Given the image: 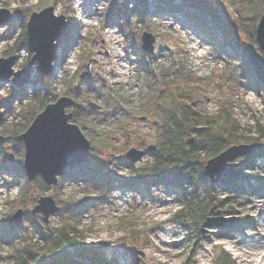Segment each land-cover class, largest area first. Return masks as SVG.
I'll list each match as a JSON object with an SVG mask.
<instances>
[{
	"label": "rangeland",
	"instance_id": "rangeland-1",
	"mask_svg": "<svg viewBox=\"0 0 264 264\" xmlns=\"http://www.w3.org/2000/svg\"><path fill=\"white\" fill-rule=\"evenodd\" d=\"M110 2L0 0V7L12 11L11 17L0 24V56L14 54V70L25 66L32 54L19 40L31 11L53 5L56 14L65 15L67 28L58 37L52 72L45 78L46 99L51 102L61 95L71 96L73 103L66 107V112L73 111L75 102L85 105L81 111L83 127L70 118L90 142L89 159L80 165L103 171L112 183L107 199L96 200L91 186L73 178V169L80 166L77 165L60 175L56 184H47L42 179L43 188L37 179L39 175L28 179L25 174L24 146L21 160L17 161L22 169L9 170L17 156L9 136L15 134L17 138L23 127L43 109L36 111L30 107L43 96L44 87L40 83L36 87L44 74L34 62L29 82L24 85L16 86L10 78L0 80V151L10 157L0 161V264H8L23 241L42 248L43 235L62 225L82 241L84 254L89 256L82 260L83 264H219L221 258L227 264H258L257 260L264 264V255L258 252L248 257V245L238 243L244 234L249 244L251 239L264 235V222L251 208L252 202L264 204V151L260 150L263 153L259 154L256 150L228 161L225 167L239 169L240 173L231 177L223 175L217 182L211 183L204 171L208 182L193 189L184 187L186 192L191 191L187 199L176 180L166 179L161 184L150 181L148 185L132 183L131 186L121 183L133 170L128 168V163L134 168L150 165L161 141L159 119L145 104L152 99L162 66L171 73L181 64L185 73L180 69L176 74L183 78L190 75L189 81L199 84L187 98L190 109L200 113L199 119L214 118L227 111L235 138L244 143H254L257 138L264 143V90L260 94L243 84L233 87L215 83L229 60L226 52L232 50L225 42L218 49L214 39L235 44L225 31L227 27L242 44L240 49L232 51L238 58L237 63L249 60L251 50L259 51L264 58V50L258 47L255 38L256 19L260 16L251 13L245 0H204L215 8V14L206 13L207 24L217 22V29L204 31L183 13L170 11L166 3L158 0H150L151 8L143 16L132 14L126 19L117 13L104 21ZM174 2L178 4L180 0ZM134 3L136 0H126V3L115 0L120 9L132 8ZM253 22L256 23L255 42L251 43L248 34L240 32L237 24L252 28ZM143 30L154 35L152 53L142 49ZM169 77L176 79L175 83L185 82L171 74ZM94 78L99 83L91 89L96 95L86 94L85 82ZM182 86L186 87L180 84L177 88ZM15 90H21L20 94L14 95ZM76 90L79 92L75 95ZM91 98L95 103L89 108L87 103ZM189 137L193 138L191 143L187 142ZM196 140L199 141L190 134L185 143L189 145ZM147 145L155 147L148 151ZM131 146L146 151L135 162L126 156ZM22 173L24 177H19ZM47 194L52 195L58 209L44 221L41 212L31 210L38 197ZM186 200L191 205L189 209L182 207ZM236 206L237 211L233 210ZM18 208L24 214L19 227L12 230L7 221ZM179 210L182 213L175 216ZM208 218H212L211 226L203 224Z\"/></svg>",
	"mask_w": 264,
	"mask_h": 264
},
{
	"label": "trees",
	"instance_id": "trees-1",
	"mask_svg": "<svg viewBox=\"0 0 264 264\" xmlns=\"http://www.w3.org/2000/svg\"><path fill=\"white\" fill-rule=\"evenodd\" d=\"M110 1L111 2L107 10L104 12V21H109V19H111L112 16L114 17L117 15V13L124 15L126 19H128V17L132 14H138L140 17L145 15L148 12V9L151 8L150 0H136V3H134L132 8L125 9L118 8L115 4V0ZM124 1L126 3V0ZM158 1L166 3L168 9L172 12L179 11L183 13L187 19L192 20L195 25L199 26L204 31L207 29L211 31L217 29L216 20L215 23L211 22L209 25L206 22V13L208 14L210 11L214 13L215 8L213 9V7L205 3L204 0H180V3L178 4L175 3L174 0ZM245 1L246 4L250 5V11L254 16H260V14L264 12V0ZM156 7L159 8V5L156 4ZM255 24V22L251 24V26H253L252 28H246L237 24V26H239L237 28H239L240 32L245 31V33L248 34L249 41L251 43L255 42ZM220 26L221 29H223L222 25ZM225 31L235 44L229 43L226 39L219 41L214 39V44L217 48H223V42H225L229 45L228 47L232 51L240 49L239 45L242 44L239 42V37L233 34L228 27ZM19 40L22 45H27L26 35L23 29L19 34ZM232 51L226 52L229 60H231H226V62H228L223 67L221 74L218 75V80H216L215 83L218 85L219 82H222L223 84L226 83L227 86L233 87L243 84L256 92L263 94L262 91L264 90V81L256 77L249 60L245 59L242 60V62L237 63L236 59L238 58H236ZM175 65L176 64H170L169 66ZM176 66L177 67L172 70L171 73L167 70L168 68L166 69L164 66L160 67L161 69L159 73L161 76L157 78V85H155V89L150 97L152 99L149 104H145L147 105L145 108L155 113L159 119L161 141L158 145L155 157L150 165L146 164L134 168L132 167V164L128 163V165H130L128 168L133 170L129 174V177H127L125 181H121V183L131 186L132 183H145L148 185V183H151L150 181H156L154 183L161 184L166 179L170 181L176 180L181 185L182 196L187 199L189 198L187 195H191V191L186 192L184 187L193 189L199 184H203V182H208V178L204 173V164L206 160L218 154L231 144L237 142L241 143L242 140L233 136V122L229 120L231 119V116H228L230 118L226 117V115L229 114L227 111L219 113L214 118H198V116H201L200 113L190 109L187 98L190 94H192V89H198L199 84H194L195 82L191 83V81H189L192 80L190 75L185 76L187 80L183 78L184 76L177 75L179 74L178 71L180 69L183 70L181 68L183 66L181 64H177ZM169 74L176 76L177 79L185 80V82L175 83L177 80L170 78ZM46 77L47 75H43L41 78L43 81L37 82L36 88L39 87L40 83L41 87H44L43 92L45 94L43 93L41 98H37L34 104H31L30 108L32 110L39 111L46 103H48L46 99ZM98 84L99 83L96 78L85 82L84 87L86 94L92 95L94 92H92L91 89H95ZM180 84H185L186 87L182 86L177 88ZM81 89L82 87L79 89L80 92L82 91ZM79 91L76 90L75 95ZM20 92L21 90H15L14 95H19ZM93 95H96V93ZM93 103H95L94 99L91 98V101L87 103L90 104L89 108L90 106L93 107ZM37 105L39 106L35 109ZM84 108L85 105L83 106L76 102L73 104L72 120L79 123L81 127L84 126L81 113ZM36 111L34 112L36 113ZM198 123L203 125L196 127L195 124ZM23 128L25 129V127ZM190 134L195 135L199 141L196 140L192 144L187 145L185 140ZM9 137H11L13 144L12 150L16 152L17 156L16 162L10 164L11 166L8 169L12 171H19L22 168L18 166L17 161L21 160L23 144L16 138L15 134H12V136ZM200 141L201 143H199ZM253 142L264 144L259 142L257 138H255ZM257 153L261 154L263 152L258 150ZM5 159H10L9 155L4 151H0V161L3 162ZM84 165L85 164L77 166L73 169V178L76 180L79 179L86 185L91 186L96 192V200L101 202L105 201L112 188L111 179H109L103 171L92 169L87 164V166ZM20 176L24 177L23 173L20 174L19 177ZM37 179L41 182L40 185L44 188L42 178L38 176ZM24 181H26L25 178ZM190 206L191 205L188 203V200L182 203V207L189 209ZM180 211L181 210L175 212L174 215L176 216L177 214H181L182 212L179 213ZM43 236L44 241L42 248L37 247L38 245H31V242L29 241H23L24 243L22 244V247L19 246L16 248L17 251L13 255V259L9 261L8 264H83L82 260L89 258V256L84 254L85 249H83L84 245L82 244V241L78 240V236H76V234L75 236H72L63 225L54 228L52 232H47V234ZM221 259L220 262H218L219 264H227L224 258Z\"/></svg>",
	"mask_w": 264,
	"mask_h": 264
},
{
	"label": "water",
	"instance_id": "water-1",
	"mask_svg": "<svg viewBox=\"0 0 264 264\" xmlns=\"http://www.w3.org/2000/svg\"><path fill=\"white\" fill-rule=\"evenodd\" d=\"M12 15L11 9L0 7V24L8 20ZM65 15L56 14L53 5H47L39 10H33L26 21V43L27 48L32 51L28 63L14 70L12 64L15 55L7 57L0 56V80L10 78L16 86L29 82L31 67L37 63L42 74L48 75L52 72V63L57 50L58 37L67 28ZM255 38L258 47L264 50V12L261 13L255 28ZM141 46L145 52L152 53L154 50V35L143 30L141 33ZM250 63L259 79L264 81V58L257 50L248 52ZM78 87V86H76ZM73 103L69 95H61L54 101L44 105L28 124V126L17 135L23 142V168L28 179H33L36 175L42 177L47 184H56L58 177L89 159L90 142L83 135L80 127L70 121L72 113L66 112V107ZM1 117V113H0ZM192 137L187 139L191 143ZM154 145H147L146 149L151 151ZM256 150L264 151V144L259 143H238L231 144L217 155L207 159L204 171L210 178V182L221 180V176L231 177L240 170L226 168L228 161L235 159L239 155H244ZM145 150L129 147L126 156L135 162L145 154ZM237 165L236 163H231ZM58 209L52 195H40L33 206L31 212H41L44 221L48 220L50 214ZM24 210L16 209L7 221V226L15 230L19 227ZM208 218L204 225H212ZM220 219L232 220L233 218L222 217ZM237 219V218H236Z\"/></svg>",
	"mask_w": 264,
	"mask_h": 264
},
{
	"label": "bare ground",
	"instance_id": "bare-ground-1",
	"mask_svg": "<svg viewBox=\"0 0 264 264\" xmlns=\"http://www.w3.org/2000/svg\"><path fill=\"white\" fill-rule=\"evenodd\" d=\"M72 113V112H71ZM217 155V154H216ZM209 159V158H208ZM207 161V160H206ZM206 163V162H205ZM204 166H205V164H204ZM209 177V176H208ZM228 185H229V182H228ZM223 186H225L224 184H223ZM230 186H233V184L231 185L230 184ZM35 205V204H34ZM264 204H262V203H255V202H252L251 203V208H252V210H256L257 211V213L260 215V217L262 218V220H263V222H264V219H263V216H264ZM236 208L238 209V207L236 206V207H234L233 208V210H236ZM237 211V210H236ZM211 212H213L212 210H211ZM262 222V223H263ZM263 234H264V232H263ZM249 240L247 239V235L246 234H244L242 237H240L239 239H238V243H241V244H246L245 246H247V249H246V254H247V256L249 257V256H251V254H254V253H260L261 255H264V235H262V236H260V237H256V238H254V239H251V244H249V242H248ZM248 242V243H247ZM249 260H251V257L248 259V260H246V261H249ZM257 260V259H256ZM258 264H259V261L257 260L256 261ZM246 263H248V262H246Z\"/></svg>",
	"mask_w": 264,
	"mask_h": 264
}]
</instances>
